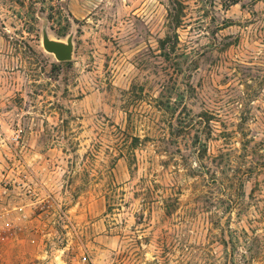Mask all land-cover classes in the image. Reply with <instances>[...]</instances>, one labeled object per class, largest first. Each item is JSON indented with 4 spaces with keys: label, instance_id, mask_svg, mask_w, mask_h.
Here are the masks:
<instances>
[{
    "label": "rangeland",
    "instance_id": "obj_1",
    "mask_svg": "<svg viewBox=\"0 0 264 264\" xmlns=\"http://www.w3.org/2000/svg\"><path fill=\"white\" fill-rule=\"evenodd\" d=\"M0 264H264V0H0Z\"/></svg>",
    "mask_w": 264,
    "mask_h": 264
},
{
    "label": "water",
    "instance_id": "obj_2",
    "mask_svg": "<svg viewBox=\"0 0 264 264\" xmlns=\"http://www.w3.org/2000/svg\"><path fill=\"white\" fill-rule=\"evenodd\" d=\"M45 49L54 54L56 59L60 62H68L72 60L74 48L71 41L66 45L64 43L45 39Z\"/></svg>",
    "mask_w": 264,
    "mask_h": 264
},
{
    "label": "trees",
    "instance_id": "obj_3",
    "mask_svg": "<svg viewBox=\"0 0 264 264\" xmlns=\"http://www.w3.org/2000/svg\"><path fill=\"white\" fill-rule=\"evenodd\" d=\"M226 2H228L229 4H237L239 2V0H225Z\"/></svg>",
    "mask_w": 264,
    "mask_h": 264
}]
</instances>
